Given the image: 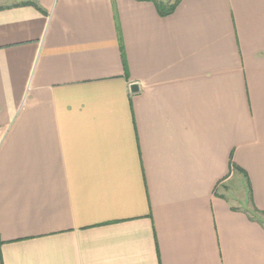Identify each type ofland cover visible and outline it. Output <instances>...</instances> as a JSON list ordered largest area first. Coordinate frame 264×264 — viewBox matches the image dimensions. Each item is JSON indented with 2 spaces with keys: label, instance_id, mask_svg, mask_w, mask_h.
Returning a JSON list of instances; mask_svg holds the SVG:
<instances>
[{
  "label": "crops",
  "instance_id": "obj_1",
  "mask_svg": "<svg viewBox=\"0 0 264 264\" xmlns=\"http://www.w3.org/2000/svg\"><path fill=\"white\" fill-rule=\"evenodd\" d=\"M0 6V264H264V0Z\"/></svg>",
  "mask_w": 264,
  "mask_h": 264
},
{
  "label": "rangeland",
  "instance_id": "obj_2",
  "mask_svg": "<svg viewBox=\"0 0 264 264\" xmlns=\"http://www.w3.org/2000/svg\"><path fill=\"white\" fill-rule=\"evenodd\" d=\"M19 1H24V0H19ZM169 1L174 2L175 0H169ZM11 2H13V0H0V5H5ZM231 183L232 184L228 186L226 189L222 186L220 188V191L222 193L229 195L237 205L240 204L245 206L250 205L248 185L246 179L243 177V179L240 182L239 180L237 181L235 179L232 180Z\"/></svg>",
  "mask_w": 264,
  "mask_h": 264
},
{
  "label": "trees",
  "instance_id": "obj_3",
  "mask_svg": "<svg viewBox=\"0 0 264 264\" xmlns=\"http://www.w3.org/2000/svg\"><path fill=\"white\" fill-rule=\"evenodd\" d=\"M143 1L153 2L155 4L159 14L162 16H167L175 10V8L177 7V5L179 4V2L181 0H175L174 2H171L169 0H143ZM0 8H2V7L0 6ZM246 180H247V185H248L249 199H250V202L252 204V208H250L249 212L251 213V216L254 219H256V220H258L264 224V211L259 210L254 205L253 200H252L251 186H250V183H249L247 177H246Z\"/></svg>",
  "mask_w": 264,
  "mask_h": 264
},
{
  "label": "water",
  "instance_id": "obj_4",
  "mask_svg": "<svg viewBox=\"0 0 264 264\" xmlns=\"http://www.w3.org/2000/svg\"><path fill=\"white\" fill-rule=\"evenodd\" d=\"M132 90H133V91H137V90H138V85L133 84V85H132Z\"/></svg>",
  "mask_w": 264,
  "mask_h": 264
}]
</instances>
